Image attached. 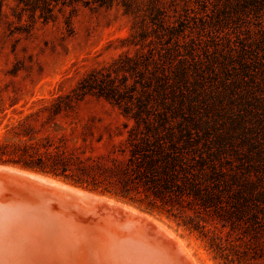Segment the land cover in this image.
<instances>
[{"label": "rangeland", "instance_id": "rangeland-1", "mask_svg": "<svg viewBox=\"0 0 264 264\" xmlns=\"http://www.w3.org/2000/svg\"><path fill=\"white\" fill-rule=\"evenodd\" d=\"M20 1L0 0V145L28 142L43 150V144L51 145L52 152L60 146L85 159L122 158L119 145L138 128L133 118L140 112L138 100L153 103L151 115L163 111L156 106L157 85L167 81L162 66L171 78L168 91L174 90L169 101L173 106L164 112L180 120L183 115L211 120L218 130L213 134L231 131L244 165L256 168L248 175L264 187V162L253 156L249 163L245 158L256 150L264 153V0H160L164 5L154 18L156 24L146 3L136 13L121 5H60L56 19L45 22L31 17L33 12L24 10ZM174 27L182 31L176 38L170 33ZM175 74L183 80L173 78ZM112 86L123 92L119 104L98 94ZM83 89L90 92L79 97ZM178 107L185 110L178 112ZM228 159L240 171L239 160L234 155ZM0 165L51 176L134 207L141 215L133 227L151 233L165 248H174L172 252L180 250L179 242L176 248L171 244L178 236L186 240L192 254L185 252L193 264H264V203L258 223L184 209L175 211L181 216L176 218L65 177L13 163ZM4 178L9 181L7 197L49 199L52 214L68 220L64 230L74 245L97 244L105 234L108 240L122 237L123 226L135 217L125 207L90 205L31 181ZM158 221L174 230V239L157 227ZM99 225L109 230L105 226L101 232Z\"/></svg>", "mask_w": 264, "mask_h": 264}, {"label": "trees", "instance_id": "trees-1", "mask_svg": "<svg viewBox=\"0 0 264 264\" xmlns=\"http://www.w3.org/2000/svg\"><path fill=\"white\" fill-rule=\"evenodd\" d=\"M77 3L100 7L121 5L128 13L138 12L146 3L150 6L148 10H151L153 23L156 14L162 12L161 5H164L160 0L20 1L24 10L33 12L31 17L43 18L45 22L56 19L55 9L60 5L72 6ZM170 33L172 37H177L182 31L174 27ZM159 69H162V75L167 79L164 86L156 82L160 97L156 106L163 107V111L151 115L149 112L154 107L153 103L138 100L140 112L133 117L138 128L131 130L119 145L117 151L122 158L101 155L85 159L67 154L60 146H56V151L52 152L51 145L43 144V150L35 144L21 142L12 146L0 145V161L65 177L75 184L132 202L146 203L148 209H160L172 213L176 218L181 216L175 211L184 209L215 215L223 220L237 219L240 222L247 217L258 223L260 205L264 203V187H260L251 174L248 175L251 168H256L244 165V156L237 149L231 131L213 134V131L218 130H215L216 124L211 120L197 119L195 115H183L180 120L170 118L164 112V109L173 106L169 101L174 90L168 91L171 78L168 73H164L165 68L160 66ZM179 75L175 74L173 78L177 79ZM157 76L161 77V74ZM179 79L183 80L182 76ZM88 92L83 89L79 97ZM122 93L112 86L107 91L102 89L98 94L119 104ZM184 110L183 107L177 109L178 112ZM143 112L146 114L141 115ZM230 155L239 160L240 171L231 167L228 159ZM248 156L245 157L246 162H253L249 159L253 156L256 162H264L263 151L256 150L255 154ZM259 163L257 166L261 165ZM184 225L190 226L185 221ZM192 227L197 228V225L193 224Z\"/></svg>", "mask_w": 264, "mask_h": 264}, {"label": "bare ground", "instance_id": "bare-ground-1", "mask_svg": "<svg viewBox=\"0 0 264 264\" xmlns=\"http://www.w3.org/2000/svg\"><path fill=\"white\" fill-rule=\"evenodd\" d=\"M8 174L17 176L21 180H31L37 185L47 187L55 186L58 189L84 199L94 198L101 202L120 205L131 210L133 213H140L134 207L122 202L119 203V200L117 201L110 196L75 187L51 176L27 171L18 167L0 165V264H193V262H191L192 260L189 261L186 255V252H188L187 254H192L191 249L187 247L186 240L179 236L178 240L176 239L177 242L175 241L176 243H171L172 247L175 248L177 246H174V244L180 243L178 246L180 249L179 254H174L173 256H170L168 252L164 251L163 245L160 242H156L155 238L143 241L133 231L125 232L122 237H116L117 239L110 237L109 240L105 237L107 234L103 233L105 236L102 235V239H99L101 241L97 244L91 241L78 245L71 244L68 236L70 233L67 235L68 232L64 230V226L68 223L66 218L53 215L52 210L46 205L39 204L37 199V201L25 199L24 197L17 199L5 195L9 181L4 177ZM4 179L7 183H5ZM92 210L95 209L93 208ZM141 218L143 217L141 216ZM146 220L150 222V220ZM108 222L106 221V223ZM110 224L112 226L111 222L109 225ZM107 225H103L102 229H100L101 225L98 227L101 232H104L103 228L105 226L107 227ZM156 225L161 231H165L166 234H169L170 238L172 237L171 234L173 235L175 233L165 222L158 221ZM111 226L110 228L116 227ZM76 227L75 225V228ZM69 228L67 230H69ZM118 228L116 230H118ZM97 229L98 228H96V231ZM107 229L109 230L108 227ZM79 240L83 242V240ZM105 240L108 241L106 242ZM171 250L173 251L174 248ZM194 260L196 261L197 259L194 258Z\"/></svg>", "mask_w": 264, "mask_h": 264}, {"label": "water", "instance_id": "water-1", "mask_svg": "<svg viewBox=\"0 0 264 264\" xmlns=\"http://www.w3.org/2000/svg\"><path fill=\"white\" fill-rule=\"evenodd\" d=\"M8 175H9V174H8ZM10 176H14V175H10ZM14 177H16V179L19 180L20 182L31 181V180H25V179H24V180H21V179H19L17 176H14ZM31 182H33V181H31ZM33 183H34V182H33ZM34 184H36V183H34ZM36 185H37V184H36ZM37 186H40V187H43V188H46V189L58 190V191H60V192H63L66 196L70 197L71 199H76V200H78V201H80V202H83V203H86V204H90V205L94 204V205H102V206H114V207H121V208H124V207H122V206H120V205L110 204V203H107V202H101V201H98V200H96V199H94V198H91V199H84V198L78 197V196H76V195H74V194H70V193H68V192H66V191H64V190L58 189V188H56L55 186H52V187L41 186V185H37ZM38 202H39V204H41V205H46V206H48V207L52 210V207H51L52 204H51V201H50L49 199H48V200H42V199H40V200H38ZM125 210H127V212H128L129 214H131L132 216H135V217H136V218L134 217V219L131 220L132 222L127 221V222L125 223V225L123 226V229H124L125 232L133 231V232H135V233L137 234V236H139V237L141 238V240H143V241H144V240H150L151 238H154V236H153L152 234H149L147 231L139 230L138 227H133V225L135 224L137 218H139L140 216H138L136 213H133L132 211H130V210L126 209V208H125ZM155 241L158 242L156 239H155ZM163 250L166 251V252H168V254H169L170 256H173L174 254H176V255L179 254V251H177V252H172L171 250H169L167 247L165 248L164 246H163Z\"/></svg>", "mask_w": 264, "mask_h": 264}]
</instances>
